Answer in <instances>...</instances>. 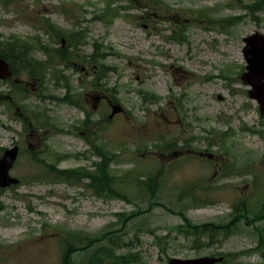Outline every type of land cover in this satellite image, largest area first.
I'll use <instances>...</instances> for the list:
<instances>
[{
	"label": "rangeland",
	"instance_id": "374dc122",
	"mask_svg": "<svg viewBox=\"0 0 264 264\" xmlns=\"http://www.w3.org/2000/svg\"><path fill=\"white\" fill-rule=\"evenodd\" d=\"M108 1L0 0V35L5 40L41 42L51 50L67 47V41L63 46L51 34L48 22L83 37L80 59L62 64L55 54L33 46L35 59L49 65L45 76L32 79L21 73L17 80L0 81V158L1 150L19 147L10 175L22 181L0 191V264H63L62 242L70 234L94 238L106 232L124 244L119 254L136 256L132 264H168L215 254L227 264H264V247L257 250L264 220L253 221L264 200V117L248 95L251 87L241 80L247 66L244 38L264 35V7L248 8L259 0H156L158 5L113 0L118 10L110 7L117 11L109 24L102 17ZM123 6L129 10L119 11ZM231 18L237 20L221 23ZM175 34H183L186 42L176 41ZM93 54L102 55L103 65L111 68L101 83L106 92L97 94L123 109L112 120L107 99L93 100L99 77L95 68L100 66L88 59ZM57 72L66 75L93 119L105 122L97 138L118 157L113 169L118 175L134 172L117 185L130 203L97 199L75 181L33 178L48 170L32 161L31 151L61 169L91 171L100 162L92 153L94 143H89L93 136L85 140L73 130L87 115L60 101L67 91L55 82ZM14 85L29 92H18ZM148 94L153 97L145 101ZM37 109L46 112L50 127L31 125L25 131L30 122L25 110ZM170 142L176 143L175 149H165ZM201 154L203 161L194 158ZM162 165L169 170L161 169L164 179L156 197L145 196L131 179L139 173L144 179ZM182 189L196 194L199 203H208L197 206L191 199H179ZM157 203L183 210L194 225L229 223L234 208L246 219L232 223L227 239L210 244L203 239L198 245L175 231L182 219ZM150 204L155 208L150 210ZM137 209L148 213L125 226L116 217ZM89 256L73 258L83 264Z\"/></svg>",
	"mask_w": 264,
	"mask_h": 264
},
{
	"label": "trees",
	"instance_id": "16d2710c",
	"mask_svg": "<svg viewBox=\"0 0 264 264\" xmlns=\"http://www.w3.org/2000/svg\"><path fill=\"white\" fill-rule=\"evenodd\" d=\"M154 2L153 4H157L156 0H151ZM264 7V0H262L258 4H254L249 9H256V11L262 10ZM118 10V9H117ZM117 10H112L109 7V13H107L108 16L106 21L110 23L112 20L110 19V16L115 13ZM120 11V10H119ZM237 19L231 18L226 21L227 23H233ZM224 28L225 25L223 26ZM48 29L51 32L53 36L56 38L67 41V47L61 48L58 50H51L49 48H46L42 45L41 42H38L37 44L29 45L26 43H22L20 40L17 39H8L3 40L2 36L0 35V58L7 61L12 68V71L15 75H17L21 71H27L29 73V76L31 78H39L44 76L46 70H47V64L41 61H38L37 59L33 58L32 50L33 46L39 47L47 52L51 51L52 53L59 56V58L62 61L69 62L73 59H80L77 51V45L81 43L83 37L82 33L80 32H64L61 29L55 27L51 24V22H48ZM227 29V28H226ZM225 29V30H226ZM48 33V31H46ZM177 36V34H175ZM175 40L183 43L182 40L186 42L185 36L183 34H179L177 37H175ZM50 53V52H49ZM101 57V56H100ZM99 56L94 57L92 56V62L95 64L96 60L100 58ZM107 73L104 66H102L100 70V76L104 77V75ZM60 78H57V81H59ZM149 97V96H146ZM156 99V97H154ZM65 102L80 106V103L75 96H67L64 100ZM39 117V116H38ZM89 120L85 123V128L88 127ZM95 153L101 158V162L95 164V170L94 172H89L86 169L83 168H77L74 170H59L55 167V165H48L41 161L43 165L48 170L47 177L50 178V176H53V179L57 181L61 180V182L65 183H80L83 180H89L88 187L93 189L98 197H101L105 200H114V199H120L125 202H130V198L121 193L117 190L118 183L121 182V178L117 177L113 173L112 164L116 161L115 156L112 155L105 147H95L94 148ZM34 159H36L34 157ZM72 181H75L74 183H71ZM143 187V185H141ZM158 185L155 180L149 179L146 182V188L144 191L148 194L151 193L153 197H156ZM157 205L163 207L170 213L179 216L184 224L181 226H178L175 231L180 234L184 235L187 238H191L192 236L195 237L197 240L202 237H208L211 242H215L218 240L220 236L223 234L227 237L230 234V224H204L199 226L192 225L186 216L183 214L182 210L174 211L171 209H168L164 207L163 205H160L157 203ZM156 206V204H155ZM154 204L150 205V208H153ZM236 215L234 216L235 221H241L242 219H246V216L241 215L238 213V209L235 208ZM148 210L142 211L140 209H137L136 212H132L128 215L119 214L117 217L119 218V221L125 226L127 223L138 219L144 214H147ZM264 217V207L262 210L257 213L253 219V221H258ZM46 226L44 225L43 228ZM78 234V233H77ZM77 234H70L69 238L64 240L62 242V251H63V257L62 261L63 264H76L74 262V255H83L85 253H89L90 258L87 262H83L84 264H132L134 262L135 255L132 256L131 253L129 254H119L118 251L122 248L124 245L119 240L114 238L111 234V232H106L104 234H101L99 237H84L79 236ZM160 238H157L156 243L159 245ZM100 246L101 244H103ZM100 244V245H99ZM98 245L94 250H92V247ZM264 247V234H260V240H259V249H262ZM134 257V258H132Z\"/></svg>",
	"mask_w": 264,
	"mask_h": 264
},
{
	"label": "water",
	"instance_id": "95a60500",
	"mask_svg": "<svg viewBox=\"0 0 264 264\" xmlns=\"http://www.w3.org/2000/svg\"><path fill=\"white\" fill-rule=\"evenodd\" d=\"M246 47L243 51L247 62V73L243 75L242 80L249 85L252 90L249 92L251 99L256 100L260 105L261 114L264 115V36L255 34L244 40ZM11 76L8 65L0 60V79L5 80ZM118 109H115L113 117ZM17 149L7 151L0 163V185L8 187L16 185L19 182L9 176V170L12 168L16 157ZM222 259L204 258L196 261L172 260L170 264H217Z\"/></svg>",
	"mask_w": 264,
	"mask_h": 264
}]
</instances>
